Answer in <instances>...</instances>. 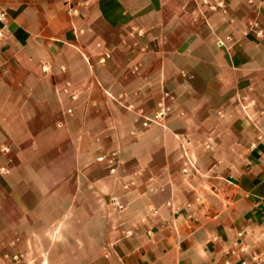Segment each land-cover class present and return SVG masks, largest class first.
<instances>
[{
  "label": "crops",
  "instance_id": "crops-1",
  "mask_svg": "<svg viewBox=\"0 0 264 264\" xmlns=\"http://www.w3.org/2000/svg\"><path fill=\"white\" fill-rule=\"evenodd\" d=\"M0 13V258L240 264L227 253L241 231L264 250V0H0ZM111 152L115 175L97 161Z\"/></svg>",
  "mask_w": 264,
  "mask_h": 264
},
{
  "label": "built area",
  "instance_id": "built-area-1",
  "mask_svg": "<svg viewBox=\"0 0 264 264\" xmlns=\"http://www.w3.org/2000/svg\"><path fill=\"white\" fill-rule=\"evenodd\" d=\"M213 9H216L215 7ZM73 14H77V10L73 9L72 10ZM0 22L4 23L5 22V15L4 13H0ZM261 34V33H260ZM4 35V26L0 27V37ZM227 40H230L228 37ZM221 46H224V41H220L219 43ZM110 58V53H105L104 56L100 59L101 63H105L108 59ZM46 70V67L44 68ZM129 109H132V106H128ZM168 108L162 104L161 109L155 117L149 118V117H143L139 112H137L138 116H142L143 119V127L147 128L149 127L152 123H161L162 120L165 118L167 115ZM71 112V110H69ZM250 119V117L248 116ZM203 148L207 151H210L213 149V140L212 138H208L206 141L203 142ZM7 152L8 149H5ZM184 157L186 158L187 165L183 168V172L185 174L188 173L189 168L188 166L193 167L197 172L198 169L196 168L195 161L192 160L188 156V153L184 151ZM98 162L100 163H105L108 168L109 172L113 175L117 174L119 165L122 164V161L119 160L118 158V153L117 152H111V153H106L97 159ZM1 173H6L7 168H2L0 170ZM129 185H125V189H128ZM114 206L119 209V210H124L125 205L119 200V199H114L113 201ZM238 240L235 241L234 247L228 251L227 255L232 256L236 259L239 260L240 264H264V250L263 249H254L251 244L247 241V232L246 231H241L238 233ZM22 261H24V255L22 253H15L12 255H7L4 258H0V264H19ZM226 264H230V261H226Z\"/></svg>",
  "mask_w": 264,
  "mask_h": 264
}]
</instances>
